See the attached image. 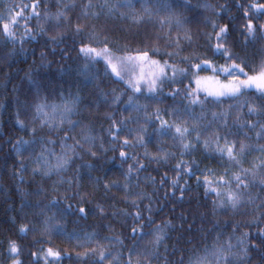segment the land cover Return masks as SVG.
Wrapping results in <instances>:
<instances>
[{
	"label": "snow or ice",
	"instance_id": "obj_1",
	"mask_svg": "<svg viewBox=\"0 0 264 264\" xmlns=\"http://www.w3.org/2000/svg\"><path fill=\"white\" fill-rule=\"evenodd\" d=\"M42 3L45 4L43 10ZM55 3V12L48 9L47 0H28L26 3L20 0L19 3L5 6L4 11L0 12V41L5 44H19L23 51L26 41L35 40L38 35H46L53 45H59L65 39L63 30L71 28L76 36L81 37L77 51L83 60L79 72L85 84H91L99 91L104 101L108 102L109 93L104 92L98 82L100 74L96 71L97 65L102 62L105 76L124 83L126 88L131 90L132 95H128L127 100L123 101L129 115L121 114V119L117 121L113 114H109L111 124L108 135L111 143L105 148L102 138L94 136L87 126H82L81 120L73 119V116L80 114L79 91L69 96L61 93L57 102L45 91L51 88V84L29 77L34 88L33 98L30 101L18 100L20 107L16 112V123L28 133L29 138L20 136L12 144L19 171H25L28 167L23 155L27 151L28 159L31 165H34L31 167L33 175L60 177L59 180L53 181V193L60 192L58 185L67 184L68 187L64 193L53 195L51 199L39 200L35 205L24 201L21 209L36 208L38 211L35 215L40 219L39 223L27 220L19 224L18 232L22 235L39 232L42 237H48L49 242L52 235L75 241L77 248L84 249L75 253V259L85 264L89 259L92 264H153V261L158 264L161 261L162 264H253L254 261L255 264H264V48H261L262 54L258 61H250L229 46V24L221 25L210 21L213 32L205 34L208 46L212 56L219 54L225 63L219 64L212 58H207V52L198 50L194 34L186 26L188 17L185 13L190 8L189 0H97L95 3L93 0H86L82 5H78L77 0H55ZM78 6L80 13L77 22L73 24L70 13ZM200 7L205 11H212L216 16L226 11L225 5L217 9L207 0H204ZM237 7L242 9L245 20L242 28L244 43L264 40V2L250 0L246 6L238 4ZM101 15L118 17L136 25H154L159 29V32L153 34L156 43H150L151 37L145 35L140 41L144 46L131 48L106 34L102 35L94 26L90 30L87 21L98 19ZM81 20L85 23H81ZM32 21L36 22L35 25ZM50 30L55 34L48 35ZM159 41H164V48L158 46ZM186 49L187 54H182ZM157 55L168 59H153V56ZM43 57L42 53V59ZM203 71H210L212 75L201 76ZM185 78L189 79V83L184 85L183 92L179 87L168 92L173 98L183 96L186 104L182 108L168 110L154 107L151 113L148 112L149 102L160 100L159 94L165 83L182 84ZM250 92H254L256 96H250ZM125 94L113 88L111 103L120 104L121 97ZM139 96H143L146 102L141 103ZM229 101L231 103H228ZM208 104L218 107L217 111H211V120L208 119ZM197 106L201 109L199 113L194 111ZM21 108L30 115L27 123L20 119ZM165 112L171 119L165 118ZM149 125H153L152 133H149ZM77 129L80 131L79 140L70 135ZM44 130L53 133L64 132L63 136L58 137L59 153L50 147L57 143L56 140L39 134ZM153 133L158 149L154 153L148 150ZM166 138L173 142L171 148L180 149L178 153L165 146ZM98 139L103 152L118 151L122 169L129 159L134 164H129L124 170L123 183L119 180L102 182L99 177H95L93 190L83 191L78 175L79 168L75 178L65 180L62 173L73 165L75 159L83 160L82 153L99 159L97 152L93 150ZM69 140L73 143H68ZM198 145L202 146L206 153L214 154L224 166L217 169L205 164L203 169H199V162L194 158L190 161L183 159L185 155H192ZM137 148L144 149L145 160L157 164H167L170 159L180 157L173 166L175 175L168 177L165 172L160 181L164 184L165 178L167 179L173 196L178 191L179 199H184L185 193L190 190L189 182L184 177H195L197 185L203 187L205 195L214 197L211 201L213 213L217 209L236 213L250 206L252 219L248 222L231 223L230 233L226 230L214 232L210 246L204 243L199 248L187 250L174 247L171 254L176 256V259L169 261L168 255L160 253V248L163 246L165 253L169 252L165 241L170 238L168 228L171 227V221L155 224L150 232H145L142 221L147 220L149 225L154 224L152 207L150 203L145 205L148 213L145 216L140 210V205L145 199L151 201L152 196L142 190L133 194V178L136 179V187H139V173L146 167L135 151ZM253 153L259 155L254 156ZM246 164L248 166H245ZM82 166H86L89 173L94 167L89 162ZM194 167L200 170V175L195 174ZM148 179L154 181V178ZM101 183L105 192L113 187H122L128 193L124 201L137 209L135 212L116 209L106 213L103 205H95V214L102 217L110 214L113 217L132 218V246L126 252L112 251L116 244L123 246V240L118 236L103 237L104 240L115 242L106 245L97 238L99 233L95 231H78L75 228L72 231L67 230L68 217L77 215L79 218H87L91 214L92 210L86 205L91 202ZM257 187L260 191L254 194L253 189ZM37 194L46 195L43 188H39ZM69 200H76V204L69 203ZM216 227L219 225L216 224ZM241 227H255L259 243L255 242L250 231L237 234ZM108 228L112 230L111 225H108ZM146 236L152 238L142 244ZM188 243L191 244L192 241L189 240ZM7 251L10 264H23L20 258L22 249L16 240L8 241ZM254 252L256 257L253 256ZM30 254L36 264H40L41 260L44 264H61L66 256L72 258V254L66 250L52 247H41L39 251Z\"/></svg>",
	"mask_w": 264,
	"mask_h": 264
},
{
	"label": "trees",
	"instance_id": "obj_2",
	"mask_svg": "<svg viewBox=\"0 0 264 264\" xmlns=\"http://www.w3.org/2000/svg\"><path fill=\"white\" fill-rule=\"evenodd\" d=\"M20 0H0V12L4 11L5 6L10 3H19ZM28 2V0H23ZM97 2V0H93ZM204 0H189L190 8L186 11L185 15L188 17L187 27L194 34L196 45L201 52H207V58H212L214 62L223 64L224 59L219 55L212 56V52L208 46V42L205 34H211L213 32L212 24L210 21H215L221 25L227 23L230 26V34L228 37V44L234 52L239 53L242 57L249 59L250 61H258L261 56V48H264V40H257L255 43H244V33L242 31L245 23L242 9L237 7L238 4H244L245 6L250 0H207L208 3L216 6L225 5L226 11L222 12L220 16H216L212 11H205L200 5ZM264 2V0H261ZM78 5L86 3V0H77ZM139 8V4L136 5ZM45 7L42 3L41 10ZM47 7L50 11L55 12L56 3L55 0H47ZM99 11V9H96ZM80 13V7L78 6L72 13L73 24L77 22V16ZM81 23H85L83 20ZM35 21L32 24L35 25ZM90 30L91 27H95L96 31L102 35L106 34L113 39L118 40L120 44H127L131 48L138 46H144L140 43L144 39L145 35L151 37L150 43H156L153 36L154 33L159 32V29L152 24L136 25L130 21L122 20L120 18H110L105 15H101L98 19H91L87 21ZM20 31V30H18ZM65 39L59 45H53L46 35H38L35 40L26 41L23 44V51L19 44H5L0 41V264H10V257L7 251L8 241L10 239L16 240L20 244L22 249L21 259L23 264H36L34 258L30 253L37 252L41 247L53 249H63L72 254V258L67 256L61 261V264H85V262H78L75 259V253L84 251V249L77 248L75 241H68L62 236L52 235L50 242L48 237H42L39 232H31L27 235H22L18 232V226L21 223L27 222V220H35L39 223V217L35 215L38 211L34 207H25L21 209V205L24 201H30L33 205L37 201L42 199H51L53 195H60L64 193L68 187L67 184L58 185L60 187L59 193L52 192L53 181H57L60 177L52 176L51 178L42 177L40 175H33L31 172V165L29 152H24L25 164L28 166L25 171H19V163L15 152L13 151L12 144L16 139L23 136L28 139V133L20 128L16 123L17 108L20 107L17 101H30L33 98L34 88L30 83L29 77L32 79L41 80L44 83L51 84L50 89H45L46 93L53 99L59 101V95L63 93L64 96L74 95L77 91L81 96V103L79 106L80 114L73 116L74 120H81L82 126H87L91 129L92 134L98 138H102L104 147L108 148L111 140L108 135V128L111 124V120L108 119L109 114H113L114 119L119 121L121 114L128 116L129 112L125 110L123 101L127 100L128 95H132L131 90L127 89L124 83L110 79L104 75V65L101 62L97 65L96 71L100 74L101 87L104 92L109 93V100L105 102L100 96L99 91L96 90L91 84H85L83 76L79 72V67L83 63L82 58L78 54L79 40L81 37L76 36L71 28L64 29ZM55 32L49 31L48 35H54ZM214 42V41H213ZM183 44V41H182ZM158 46L165 47L164 41H159ZM53 48L55 51H53ZM172 49H169L171 51ZM188 49L185 53L187 54ZM42 53L44 57L42 59ZM153 59L163 60L168 59L164 56H153ZM175 62V61H170ZM186 66V65H181ZM139 70L137 69L136 72ZM201 76H210V71H203ZM223 79V77H221ZM189 83V79L185 78L182 84H170L165 83L163 90L160 92V100L149 102L148 112L151 113L154 107H160L161 109L171 110L175 107H183L186 104V100L183 96L171 97L168 92L176 87L181 88L183 92L184 85ZM115 88L118 92H125L126 94L121 97L122 102L118 105L111 103V90ZM250 96L255 97L254 92L249 93ZM138 99L141 103H145V98L139 96ZM228 103H231L229 101ZM227 104H225V107ZM208 119L211 120V111H217L218 107L212 104L207 105ZM196 113H199L201 109L197 106L194 108ZM166 119H171L167 112L163 113ZM20 119H24L27 123L30 119V115L25 113L21 108ZM153 125H149V133H152ZM45 135L53 140H56L55 145H51L57 153L60 152L59 136H63L64 132L53 133L44 130L39 133ZM126 134V133H124ZM122 134V135H124ZM75 136L76 139H80L79 129L76 132L70 133ZM152 142L148 145L150 152H156L157 146L155 144V134L151 136ZM68 143H73L69 140ZM172 141L170 138H166V147L170 150L180 151L179 148H171ZM100 140H97L96 147L93 149L97 152L99 159H94L86 153H82L83 160L75 159L73 165L62 176L65 180L69 178H75L77 176V168H79V178L83 185V191L91 192L93 190L94 178L99 177L102 182H111L112 180H119L123 183V172L127 169L129 164L134 162L129 159L124 165L123 169L120 167L121 160L118 155V151L103 152L100 147ZM130 151V149H126ZM136 153L139 154V159L146 165L139 173V187H136V179L133 178V194L138 191H144L152 196L151 201L145 199L141 205L140 210L145 216L148 215L145 205L151 204L152 218L154 224L149 225L147 220L142 221L145 225L144 231L150 232L155 224L161 222L171 221V227L168 228L169 239L165 241L169 252L165 253V248L161 246L160 253L162 255H168L169 261H175L176 256L171 254V250L174 247H181L184 249H191L193 247L199 248L202 244L207 243L209 246L214 238V232L226 230L231 232L230 224L233 222H248L252 219L251 207L241 210L240 212H224L217 209L213 213L212 197L206 196L202 186H198L195 177H187L190 190L185 193L184 199H179V192L176 195L171 194V187L165 178V183L161 184L160 181L163 178L164 173L168 174V177L175 175L173 166L180 159L177 156L174 159H170L167 164L161 162L157 164L151 160H145L143 157V148H137ZM252 155H259L253 153ZM114 157V158H113ZM195 159L199 162V169H203L207 164L209 167H215L221 169L224 165L215 158L214 154L206 153L202 146H197V150L192 155H185L183 159L192 160ZM85 162L91 163L94 167L89 173L85 165ZM245 166H248L247 164ZM194 167L196 175H200V170ZM21 177L23 179H21ZM154 178L150 180L148 178ZM183 180L181 181V184ZM43 188L46 195H38L37 190ZM259 187L253 189V193L259 192ZM168 193L166 196L165 193ZM264 194V193H262ZM122 187H113L110 191L105 192L102 183L99 188L96 189L95 196L91 202L86 205L92 212L87 218H79L77 215L68 217V223L66 225L68 231L83 230L85 232L95 231L99 233L98 239L103 244H115L114 241L104 240L103 237L118 236L123 240V246L116 244L112 251H127L132 246V236L130 229L133 227V220L131 217L107 215L100 216L95 214V205L101 204L105 207L106 213H111L116 209H127L128 212H135L137 209L129 203L124 201V197L127 196ZM69 203L75 205L76 200H69ZM113 205L115 206L113 208ZM247 213V214H244ZM75 222V223H74ZM216 224L219 227H216ZM108 225H111L110 231ZM214 230V231H210ZM243 231H250L252 233L255 242L259 243L256 239L255 227H241L238 230L239 234ZM151 236H146L141 242L147 243L151 240ZM191 240L192 243H188ZM95 245H89L94 247ZM179 255V254H177ZM188 255V252H185ZM256 253L253 256L256 257ZM40 264H44L41 260ZM86 264H92L89 259ZM153 264H158L157 261H153ZM162 264V261L159 262ZM255 264V261L253 262Z\"/></svg>",
	"mask_w": 264,
	"mask_h": 264
}]
</instances>
